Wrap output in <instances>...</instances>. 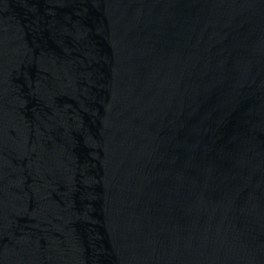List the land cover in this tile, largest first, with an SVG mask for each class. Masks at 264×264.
Returning a JSON list of instances; mask_svg holds the SVG:
<instances>
[{"label": "water", "instance_id": "1", "mask_svg": "<svg viewBox=\"0 0 264 264\" xmlns=\"http://www.w3.org/2000/svg\"><path fill=\"white\" fill-rule=\"evenodd\" d=\"M0 264H264V0H0Z\"/></svg>", "mask_w": 264, "mask_h": 264}]
</instances>
